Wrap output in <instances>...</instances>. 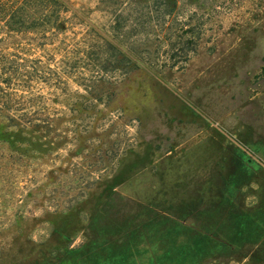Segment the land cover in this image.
Instances as JSON below:
<instances>
[{
	"label": "rangeland",
	"instance_id": "374dc122",
	"mask_svg": "<svg viewBox=\"0 0 264 264\" xmlns=\"http://www.w3.org/2000/svg\"><path fill=\"white\" fill-rule=\"evenodd\" d=\"M45 1L0 0V55L27 66L19 92L59 93L53 48L110 36L132 10L62 0L63 35L31 26L51 14ZM177 1L206 30L184 69L117 79L87 142L41 140L26 155L0 142V264H264V0ZM13 11L25 21L7 23Z\"/></svg>",
	"mask_w": 264,
	"mask_h": 264
},
{
	"label": "trees",
	"instance_id": "16d2710c",
	"mask_svg": "<svg viewBox=\"0 0 264 264\" xmlns=\"http://www.w3.org/2000/svg\"><path fill=\"white\" fill-rule=\"evenodd\" d=\"M49 1L53 6L51 14L42 12L33 17L31 26L52 23L56 33L64 35L67 20L61 13L68 8L62 0ZM47 4L40 0L41 6ZM130 5L131 13L114 16L108 29L110 36L92 29L93 36H82V46L71 50L53 48V57L61 56L56 62L61 65L55 69V83L41 79L40 82L61 89L59 93L19 92L14 86L27 76L19 72L27 66L17 62V54H12L14 59L9 58L11 54L0 55V142L16 144L11 152L26 155L22 146L29 147L41 140L63 143L69 141V135L76 142L81 137L87 142L91 130L110 114L105 108L115 96L110 89L119 79L144 64L175 70L186 67L206 35L205 21L196 17L195 12L180 11L177 0H132ZM8 21L23 23L25 19L13 11ZM9 31L18 33L14 28ZM260 73L264 74V65ZM70 80L76 90L67 89ZM115 157L116 154L109 161L114 162Z\"/></svg>",
	"mask_w": 264,
	"mask_h": 264
}]
</instances>
